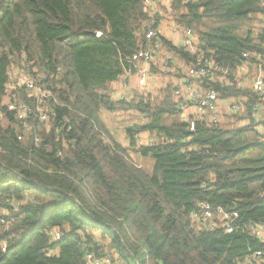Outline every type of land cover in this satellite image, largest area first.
Masks as SVG:
<instances>
[{"label":"trees","instance_id":"trees-1","mask_svg":"<svg viewBox=\"0 0 264 264\" xmlns=\"http://www.w3.org/2000/svg\"><path fill=\"white\" fill-rule=\"evenodd\" d=\"M144 1L0 0V264H86L87 252L111 264H264L254 257L264 256V237L251 233L264 227V138L251 109L234 115L237 126L196 119L192 131L171 85L155 104L153 92L115 100L107 90L136 73L132 57L150 19ZM173 8L230 73L244 53L264 56V27L239 32L264 14V0H173ZM165 44L186 62L196 58ZM15 61L50 93L44 122L25 86L9 88ZM8 98L30 103L28 122ZM129 109L148 121L125 128L127 148L101 114ZM143 132L156 139L138 142ZM201 203L237 213L235 230L193 220Z\"/></svg>","mask_w":264,"mask_h":264},{"label":"built area","instance_id":"built-area-1","mask_svg":"<svg viewBox=\"0 0 264 264\" xmlns=\"http://www.w3.org/2000/svg\"><path fill=\"white\" fill-rule=\"evenodd\" d=\"M191 1L193 0H183L185 3ZM144 4L150 11V19L147 21L148 29L140 49L132 57V60L137 62L136 73H134L138 77L137 88L131 87L128 78L132 73L127 71L125 72L126 77L121 81L118 80L119 89L112 92V97L115 100H129L134 97L135 93L146 97V93H154L153 87L159 79V72L167 71L172 77H176V71L180 69L177 68V63L182 58L174 54L169 44H165L167 41L196 55L192 63L183 59L186 69L172 85V95L181 110L182 117L190 121V130H195L196 119L204 120L209 125H219L228 119L232 122V126H237L239 122L236 121L234 115L243 117L247 110L251 109L252 119L258 123L256 129L264 138V56L258 52L244 53L243 62L233 73H230L227 67L205 53L200 35L193 28L182 27L177 19H173L170 22V28L172 30L173 27L174 35L173 37L167 35L168 30L164 29L160 9L167 7L172 11L174 9L173 0H145ZM97 35L100 34L97 33ZM163 54L167 57L159 62ZM9 73L11 81L9 88L17 85L25 86L29 95L36 98V109L39 111L40 122H44L48 118L44 107L50 93L31 76L20 74L14 79L11 70ZM212 83L222 87L241 88L242 92L238 96H224L221 90L211 86ZM253 96L255 99H252ZM6 104H8V110H15L17 117L25 122H28L34 111L30 103L26 101L19 103L15 99L8 98ZM138 142H141V136L138 137ZM150 142L153 140L150 139ZM199 206L201 213L193 215V220L206 222L210 229L221 224L228 233L235 230L237 213H227L221 206L213 207L207 203H201ZM251 233L264 237V227L255 225ZM61 237L60 232L56 231L53 239L60 240ZM3 249L6 250V248ZM50 253L54 254L55 251H50ZM254 257L264 259L260 251H257ZM86 264H111V259L97 258L93 253L87 252ZM248 264L252 263L248 262Z\"/></svg>","mask_w":264,"mask_h":264},{"label":"rangeland","instance_id":"rangeland-1","mask_svg":"<svg viewBox=\"0 0 264 264\" xmlns=\"http://www.w3.org/2000/svg\"><path fill=\"white\" fill-rule=\"evenodd\" d=\"M160 15H161V20L164 26V29H169L171 27L170 22L166 19L167 15L170 16L171 12L165 8V7H161L160 9ZM176 14H173V16ZM178 17V14H177ZM264 27V14H257L254 15L250 20L244 22L243 26H242V30L239 31L240 33H245L248 30H252V32H254L255 34L259 32V30H261ZM193 30L195 32H198L197 28L193 27ZM192 55H194L193 53H191ZM166 54H163L160 57V61L165 60L166 59ZM177 68H180L179 70L177 69L176 71V77H172L170 74L167 73V71H163L162 73L159 72V79L157 80V82L155 83V87L156 84L160 83V78L161 81H163L164 84V78L167 77L168 79H170V83L169 85H171V92L173 91L172 85L175 84V82L177 81V79L179 77H181L182 71L184 69H186L185 67V61L183 59H180L179 63H177ZM13 75H14V79H16L20 74L23 75H27L28 74L33 77L30 73H27V71L24 69L23 66H19V62H14L13 63V68L11 69ZM133 76L131 78H128L129 83L131 85V87H133L134 89L137 88V83H138V77L136 74H132ZM34 78V77H33ZM123 80L120 79L119 81ZM169 85L164 84L163 87H157L156 90H154V95L152 96V102L155 104L158 101H160L164 95V90H166L165 88L168 87ZM13 89V88H12ZM15 89V88H14ZM119 89V82L117 81L114 84H111L108 87V92L110 94H112L113 91ZM11 90V89H10ZM173 94V92H172ZM138 94L135 93L134 97H137ZM102 119L105 122V125L108 127V129L112 132V135L114 136V138L120 142L124 147H129V143L126 137V127L129 125H132L134 123H138V124H143L145 122L148 121V119L146 118V116L139 112V111H134V110H121L115 113H111V112H107L105 110L102 111L101 114ZM224 126H228V120L225 119V123L223 124ZM155 140L156 139V135L154 134H150L148 132H143L142 136H141V142H150V139ZM129 154L131 155V159H133L134 162L138 163L139 165H141L142 167H144V169H146L147 171H151L153 168V162L150 158H145L139 154H136L133 150H129Z\"/></svg>","mask_w":264,"mask_h":264},{"label":"crops","instance_id":"crops-1","mask_svg":"<svg viewBox=\"0 0 264 264\" xmlns=\"http://www.w3.org/2000/svg\"><path fill=\"white\" fill-rule=\"evenodd\" d=\"M165 8H167V7H165ZM168 9V8H167ZM169 10V9H168ZM170 11V10H169ZM171 12V15L170 16H168L167 15V17H166V19L169 21V22H171V20H173V19H177V14H176V10H172V11H170ZM173 14H176V15H174L173 16ZM168 31H167V35L169 36V37H173V35H174V29H173V27H172V30H171V28H169V29H167ZM133 75L131 74L130 76H129V78H131ZM126 76H124V77H122V78H125ZM121 78V79H122ZM164 84H167V85H169V79L167 78V77H165L164 78ZM163 81H161V78H160V83L159 84H156V87L154 86L153 87V90H156L157 89V87H163ZM155 85V84H154Z\"/></svg>","mask_w":264,"mask_h":264}]
</instances>
